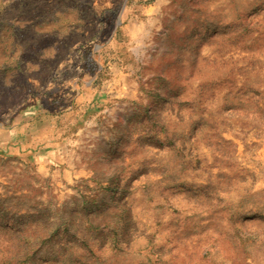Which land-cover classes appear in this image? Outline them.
Wrapping results in <instances>:
<instances>
[{"label": "rangeland", "instance_id": "1", "mask_svg": "<svg viewBox=\"0 0 264 264\" xmlns=\"http://www.w3.org/2000/svg\"><path fill=\"white\" fill-rule=\"evenodd\" d=\"M0 264H264V0H0Z\"/></svg>", "mask_w": 264, "mask_h": 264}]
</instances>
